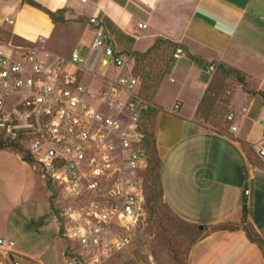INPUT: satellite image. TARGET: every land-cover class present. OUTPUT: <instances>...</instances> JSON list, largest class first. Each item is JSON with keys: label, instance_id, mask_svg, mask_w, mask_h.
<instances>
[{"label": "crops", "instance_id": "1", "mask_svg": "<svg viewBox=\"0 0 264 264\" xmlns=\"http://www.w3.org/2000/svg\"><path fill=\"white\" fill-rule=\"evenodd\" d=\"M34 1L51 12L66 10V23L53 22L23 0H0V31L30 45L0 39L6 53L67 63L78 50L84 60L79 64L80 76L96 94L110 90L123 75L139 77L141 92L146 83L151 88L147 101L159 110L154 135L162 162L163 199L181 219L208 229L196 246L192 264H264L263 253L244 229L248 227L264 242V158L259 156L264 148V0ZM92 17L102 21L106 35L126 61L125 68L116 69L101 50L91 48ZM69 31L71 37L66 34ZM159 40L177 45L184 55L177 58L174 51L171 66L160 71L141 67L139 62L155 56L157 49L144 59L139 55L148 53ZM221 67L243 75L245 88ZM149 80L154 82L152 87ZM232 81L236 85L230 106L236 119L231 127L237 130L219 133L197 120V115L214 84ZM11 155L29 166L21 154L0 150V157ZM5 179L0 174V194ZM46 198L54 212L47 194ZM225 225L236 228L223 229ZM11 247L15 256L7 259L0 254V264H8L11 258L20 264L36 263L34 257Z\"/></svg>", "mask_w": 264, "mask_h": 264}, {"label": "built area", "instance_id": "2", "mask_svg": "<svg viewBox=\"0 0 264 264\" xmlns=\"http://www.w3.org/2000/svg\"><path fill=\"white\" fill-rule=\"evenodd\" d=\"M89 23L95 32L91 48L101 50L116 69L125 68L102 21L92 17ZM183 55L177 49L176 57ZM83 62L78 50L67 63H47L34 54H7L0 43V135L24 146L42 178L84 202L61 214L64 237L72 243L68 261L103 264L131 245L147 214L142 122L151 106L133 74L121 76L110 90H88L80 76ZM227 119L232 124L236 118ZM259 156L264 158V148ZM0 254L7 259L16 254L1 237Z\"/></svg>", "mask_w": 264, "mask_h": 264}, {"label": "rangeland", "instance_id": "3", "mask_svg": "<svg viewBox=\"0 0 264 264\" xmlns=\"http://www.w3.org/2000/svg\"><path fill=\"white\" fill-rule=\"evenodd\" d=\"M66 34L71 37L73 33L69 31ZM0 39L6 43L12 41L11 43L15 45L30 46L6 32L0 31ZM59 48V50L64 51L63 46ZM48 49H52V44L49 43ZM173 52L167 46L160 45L154 52L155 56L148 57L147 61L143 60L139 63H141V67L150 66L154 71H160L163 67L169 68L171 66L170 60ZM20 55H22L21 52L16 54L17 57ZM139 72L142 73L140 68ZM152 81H148V83H152L151 87L154 83ZM235 85L236 81L217 82L211 87L210 99L214 102L216 110L214 113L217 116L211 117V119H201V121L214 131L224 133L231 129V123L227 118L232 112L230 105L234 96ZM146 96L150 98V94H146ZM149 98L145 99L148 100ZM170 100L171 97L168 96L166 101ZM95 106L98 107L99 104ZM101 110L112 117L117 116L113 110L106 108ZM206 110L204 113L208 112ZM204 113L202 118L205 116ZM152 125V120L148 121L146 123L147 129L149 130ZM0 164H5V167L2 165L5 170L0 168V174L4 179L6 175L4 192L0 194L3 210V213L0 214V235L5 236L16 250L37 259L35 264H71L63 256V252L68 245L72 247V243L65 238L62 242L60 241L61 222L59 221L64 222V220L59 218L58 221L49 207L46 194L48 198L56 195L55 210L60 215L65 209L81 206L84 202L68 196L58 185L52 184L51 190H45L48 181L41 178L40 171L30 165H24L21 159L15 155L7 158L0 157ZM35 171L37 177L34 176ZM147 175L144 172V185L146 187L149 186ZM160 184L158 183V188ZM35 185L36 188H34ZM41 186H43L46 194ZM161 206L162 209H159V213L164 217L161 218L163 229L160 230V235L151 233L157 231L151 229L152 224L148 221L149 217L146 214L144 221L132 234L131 245L124 252L106 260L103 264H192L196 254V246L208 232V229H201L198 225L181 219L164 200ZM13 261L11 258V262ZM22 264L31 263L22 261Z\"/></svg>", "mask_w": 264, "mask_h": 264}, {"label": "trees", "instance_id": "4", "mask_svg": "<svg viewBox=\"0 0 264 264\" xmlns=\"http://www.w3.org/2000/svg\"><path fill=\"white\" fill-rule=\"evenodd\" d=\"M23 2L33 8H36L38 10L43 11L44 13H46L53 22L55 23H61L64 24L66 23V10H59L57 12H51L48 9H46L45 7H43L41 4L35 2L34 0H23ZM160 45H166L168 48L172 49L173 51L177 50V45L172 44L169 41H164V40H159L157 42V44L155 45V47L150 50L148 53L144 54V55H139L140 58L144 59L146 58L148 55H150V53L154 50L157 49ZM221 71L227 75V76H231V75H235L236 78L238 79V81L244 85V88L246 86V80L244 78L243 75H241L238 72L232 71V70H227L223 67H221ZM135 75V74H134ZM149 86L144 83L143 87H142V96L145 97L146 94H149L148 92L150 91ZM210 92L211 89L209 90V92L207 93L201 108L198 112L197 115V120L201 121V119L205 120V119H211V117L217 116L214 112L216 111L214 108V102L212 99H210ZM145 98H149V97H145ZM150 99V98H149ZM210 100V102H208ZM206 106H208L206 108ZM207 109V110H206ZM208 111L205 112L204 111ZM158 109L155 107H150L149 111L147 112V114L145 115L143 122H142V128L143 131L146 135V143H145V155L147 157V168L145 173H147L148 175V182H149V186H145L144 185V190H145V195H146V211L148 214V221L152 224L151 229L156 230L157 232H151L152 234L157 233V235H160V230L163 229L162 226V222H161V218L162 214L160 215L159 213V209H162V202H163V189H162V184H160V187L158 188V183H161V174H160V170L162 168V162L160 161L159 157H158V153H157V146H156V140H155V135H154V121L155 118L158 114ZM203 111V112H202ZM203 113L205 114V116L202 118ZM152 120L153 125L151 126V128L148 130L146 123L148 121ZM220 133V132H219ZM0 150H12L15 151L19 154H21V156L23 157V159L31 166H33L35 168V162L34 159L29 155V153L24 149V146H22V144L20 143H14V142H8L5 141L2 136L0 135ZM36 169V168H35ZM37 170V169H36ZM46 189L51 190L52 189V184L50 182H48ZM55 198L56 195L54 194L52 197H50V202H51V206L54 210H55ZM55 215L59 221V218L61 220V215L56 211ZM59 216V217H58ZM63 220V219H62ZM246 221V214H245V218L243 220V225ZM61 222V228H60V237L61 239L64 240V222ZM223 229H235L236 226H232V225H225L222 227ZM248 238L251 240V242L257 244L261 250V252L264 255V242L262 240H260L258 238L257 235H255L248 227H244ZM66 258L69 259L71 257H73V254H71V245H68V247L66 248Z\"/></svg>", "mask_w": 264, "mask_h": 264}, {"label": "water", "instance_id": "5", "mask_svg": "<svg viewBox=\"0 0 264 264\" xmlns=\"http://www.w3.org/2000/svg\"><path fill=\"white\" fill-rule=\"evenodd\" d=\"M202 229V228H201Z\"/></svg>", "mask_w": 264, "mask_h": 264}]
</instances>
